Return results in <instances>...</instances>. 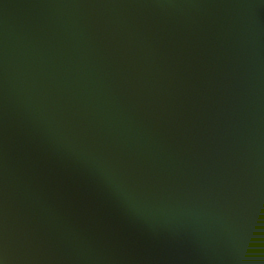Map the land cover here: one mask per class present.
<instances>
[{
    "label": "water",
    "instance_id": "1",
    "mask_svg": "<svg viewBox=\"0 0 264 264\" xmlns=\"http://www.w3.org/2000/svg\"><path fill=\"white\" fill-rule=\"evenodd\" d=\"M0 264H264V0H0Z\"/></svg>",
    "mask_w": 264,
    "mask_h": 264
}]
</instances>
